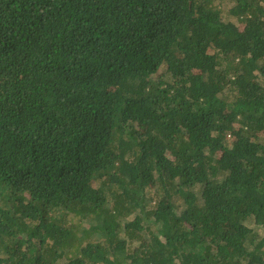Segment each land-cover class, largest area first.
<instances>
[{"label": "trees", "instance_id": "16d2710c", "mask_svg": "<svg viewBox=\"0 0 264 264\" xmlns=\"http://www.w3.org/2000/svg\"><path fill=\"white\" fill-rule=\"evenodd\" d=\"M229 1L0 0V264H264V0Z\"/></svg>", "mask_w": 264, "mask_h": 264}, {"label": "rangeland", "instance_id": "374dc122", "mask_svg": "<svg viewBox=\"0 0 264 264\" xmlns=\"http://www.w3.org/2000/svg\"><path fill=\"white\" fill-rule=\"evenodd\" d=\"M213 1H214L215 5H218L219 7L222 8V10H223V12H224V16L227 15V11H228L229 7L231 6V5H230V4H231L230 1L221 4V6H220V0H218V1H217V0H213ZM166 78H168V77H166ZM149 201H150V200L148 199V202H149ZM74 222H75V224L78 223V221H77L76 219L74 220ZM248 226H250L251 228L253 227L252 224H248Z\"/></svg>", "mask_w": 264, "mask_h": 264}]
</instances>
